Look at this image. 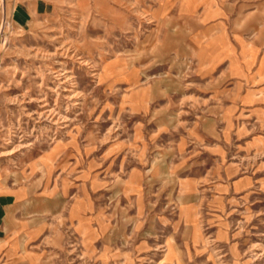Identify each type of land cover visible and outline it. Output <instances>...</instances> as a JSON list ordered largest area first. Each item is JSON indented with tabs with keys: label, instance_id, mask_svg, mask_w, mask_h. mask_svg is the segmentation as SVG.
<instances>
[{
	"label": "rangeland",
	"instance_id": "1",
	"mask_svg": "<svg viewBox=\"0 0 264 264\" xmlns=\"http://www.w3.org/2000/svg\"><path fill=\"white\" fill-rule=\"evenodd\" d=\"M2 178L57 264H264V0H0Z\"/></svg>",
	"mask_w": 264,
	"mask_h": 264
},
{
	"label": "crops",
	"instance_id": "2",
	"mask_svg": "<svg viewBox=\"0 0 264 264\" xmlns=\"http://www.w3.org/2000/svg\"><path fill=\"white\" fill-rule=\"evenodd\" d=\"M190 144H192V142H190ZM193 144L195 145V141H193ZM193 146L189 150L184 151L183 155L180 154L179 157L180 160L186 158L189 159V161H186L184 165L185 175L186 171L194 169L198 164L197 162H195V153L197 152L200 154L201 152H199V150H197ZM177 153L178 152L176 151V154ZM173 157H175L173 147L162 146L156 157L153 158L155 159V163H150L149 161L145 162L147 163L146 165L141 166L143 181L144 179L146 181H149V173L151 172L152 165H159L168 168L171 166V164L173 165L174 163L171 162V159ZM137 162L140 161L135 160V165H133V171L135 170L136 172L138 171V166L136 165ZM3 179L5 178H2L1 183L2 188L4 187L5 190H1L0 192V211L1 213H4V210H6V208L7 210L8 208L9 210H14L13 208H11L14 206H17V209H15L14 213L11 214H0V264H57L56 256L60 251L61 246L59 243H57V241L55 242L52 237L45 235V232L48 230L60 231L61 226L58 227L59 229L52 226V223L54 219H56V217H54V215L52 214H42L43 211L41 209L32 211V214H26L25 207L27 196L25 193V189L22 188L24 186L21 184L20 187L23 190H21V192L19 193L20 197L15 199V196L11 192L12 188L8 187L9 185L4 183ZM103 214L105 215V211H103ZM112 214L114 213L112 212L111 215ZM62 218V222L66 224L67 230H75L78 227L82 230L83 233L84 229L89 228L90 226V216L87 217V219L89 218V226L87 224V219L86 221H82L80 226L78 224V221L75 220L72 216H64ZM48 224L50 226H47ZM29 231H33L35 234L32 238L27 237ZM145 236L146 238H151V240H156L158 238L153 230H147ZM171 238V236L166 235L160 237L161 244L159 243L158 245L161 248L160 252H163V256L168 252L170 253L169 240ZM105 239L106 238L104 235L101 239L103 240L104 244ZM182 239H184V236H182ZM104 244L102 245L104 246ZM173 245L175 246V243H173ZM146 248L150 250L155 249L153 246H149L148 244H146ZM176 252L180 253V249H178V247ZM27 255L35 256L33 262H27Z\"/></svg>",
	"mask_w": 264,
	"mask_h": 264
}]
</instances>
